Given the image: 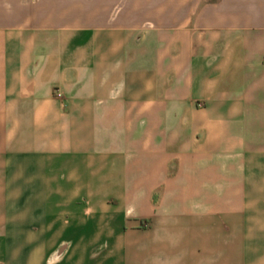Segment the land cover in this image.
Masks as SVG:
<instances>
[{
    "label": "crops",
    "instance_id": "crops-1",
    "mask_svg": "<svg viewBox=\"0 0 264 264\" xmlns=\"http://www.w3.org/2000/svg\"><path fill=\"white\" fill-rule=\"evenodd\" d=\"M0 264H264V0H0Z\"/></svg>",
    "mask_w": 264,
    "mask_h": 264
},
{
    "label": "rangeland",
    "instance_id": "rangeland-1",
    "mask_svg": "<svg viewBox=\"0 0 264 264\" xmlns=\"http://www.w3.org/2000/svg\"><path fill=\"white\" fill-rule=\"evenodd\" d=\"M38 0H33V2H37Z\"/></svg>",
    "mask_w": 264,
    "mask_h": 264
}]
</instances>
